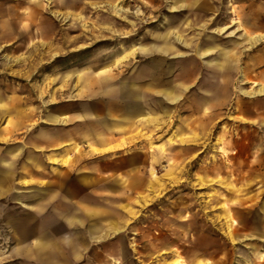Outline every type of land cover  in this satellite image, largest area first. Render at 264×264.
<instances>
[{
  "label": "rangeland",
  "instance_id": "rangeland-1",
  "mask_svg": "<svg viewBox=\"0 0 264 264\" xmlns=\"http://www.w3.org/2000/svg\"><path fill=\"white\" fill-rule=\"evenodd\" d=\"M173 54L200 78L158 121L133 129L143 142L126 151L151 161L132 186L88 194L101 214L86 223L76 186L6 193L0 264H264V95L241 92L264 85V0H0V88L31 103L72 99L77 85L87 92L92 71L114 90L155 69V57L170 85ZM207 96L211 121L186 122ZM243 140L254 143L246 160Z\"/></svg>",
  "mask_w": 264,
  "mask_h": 264
},
{
  "label": "crops",
  "instance_id": "crops-1",
  "mask_svg": "<svg viewBox=\"0 0 264 264\" xmlns=\"http://www.w3.org/2000/svg\"><path fill=\"white\" fill-rule=\"evenodd\" d=\"M154 49L168 52L161 46ZM173 55L170 85L164 82L163 58L155 57V69L145 65L114 90L110 78L92 71L91 89L84 92L83 85H77L72 99L61 95L59 100L45 98L43 103H31L30 96L0 88V198L14 192L61 195L76 186L86 193L72 198L78 199L73 204L82 212L81 222L96 220L101 208L84 201L87 195L115 192L116 185L126 186V179L132 186V176L151 161L148 152H139L142 156L137 158V153L126 151L133 143L143 142L141 138L131 140L133 129L158 121L167 112L163 104L179 105L200 78L189 67L190 58ZM184 64L188 66L181 67ZM223 65L221 62L219 67ZM149 98L162 99L157 101V109L148 105ZM226 102L216 101L215 107ZM211 104L209 98L188 108L191 115H184V120L210 122L212 114L207 113L213 108ZM63 223L71 225L70 220Z\"/></svg>",
  "mask_w": 264,
  "mask_h": 264
},
{
  "label": "bare ground",
  "instance_id": "bare-ground-1",
  "mask_svg": "<svg viewBox=\"0 0 264 264\" xmlns=\"http://www.w3.org/2000/svg\"><path fill=\"white\" fill-rule=\"evenodd\" d=\"M177 39L178 40H180L181 39V37H177ZM259 40V38L257 39V41ZM255 42H253V44H254ZM252 44V45H253ZM258 86V85H257ZM241 92L243 93V94H245V95H249V96H259V95H264V85H260L259 86V88L258 89H256V90H253V91H251V92H248V91H245V90H241ZM254 143L253 142H250V141H248V142H245L244 140L243 141H241L240 142V151H239V153H238V156L240 157V158H243V159H245V156H246V154H247V152L249 151V150H251V148L254 146L253 145ZM243 159H240V160H243ZM246 160V159H245ZM244 162V161H243ZM245 165H246V163H244ZM259 165H260V163H259ZM257 168V167H256ZM195 216V215H194Z\"/></svg>",
  "mask_w": 264,
  "mask_h": 264
}]
</instances>
